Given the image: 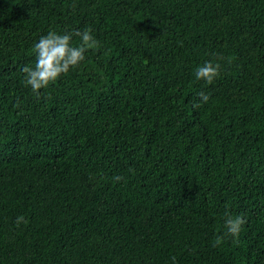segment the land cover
<instances>
[{"label":"trees","instance_id":"16d2710c","mask_svg":"<svg viewBox=\"0 0 264 264\" xmlns=\"http://www.w3.org/2000/svg\"><path fill=\"white\" fill-rule=\"evenodd\" d=\"M88 28L33 93L34 44ZM226 213L246 223L214 247ZM173 256L264 264V0H0V264Z\"/></svg>","mask_w":264,"mask_h":264},{"label":"clouds","instance_id":"9594fccd","mask_svg":"<svg viewBox=\"0 0 264 264\" xmlns=\"http://www.w3.org/2000/svg\"><path fill=\"white\" fill-rule=\"evenodd\" d=\"M75 36L79 37L80 43L77 46L72 45L73 34H58L50 30L47 35L41 36L38 43L33 46L35 53L34 66H25L21 71L25 74L24 80L33 93L40 95L41 89L48 88L52 83L58 80L62 75L70 70L80 66L85 60V53L97 45V41L92 34V29L76 31ZM223 59V57H220ZM221 64L211 61L196 69L195 76L197 80H203L211 85L220 75ZM202 102H207L209 96L201 92L198 94ZM122 177H115L119 182ZM224 227L226 231L223 235H218L213 241V246L218 247L226 237H239L242 226L246 220L242 215L232 216L225 214ZM16 226L26 224L27 221L23 215L16 218ZM172 264H176V257L173 256Z\"/></svg>","mask_w":264,"mask_h":264}]
</instances>
